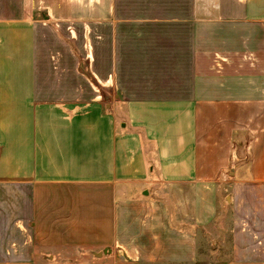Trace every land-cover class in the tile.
Returning <instances> with one entry per match:
<instances>
[{
  "label": "crops",
  "instance_id": "crops-1",
  "mask_svg": "<svg viewBox=\"0 0 264 264\" xmlns=\"http://www.w3.org/2000/svg\"><path fill=\"white\" fill-rule=\"evenodd\" d=\"M42 22L95 29L91 96ZM222 222L264 264V0H0V264H198Z\"/></svg>",
  "mask_w": 264,
  "mask_h": 264
},
{
  "label": "rangeland",
  "instance_id": "rangeland-1",
  "mask_svg": "<svg viewBox=\"0 0 264 264\" xmlns=\"http://www.w3.org/2000/svg\"><path fill=\"white\" fill-rule=\"evenodd\" d=\"M93 30V31H92ZM90 29L84 24H56L42 22V61L46 67L50 62L53 72L42 70V78H56L58 86L56 92L58 98L73 97L69 89L77 90L79 97H88L92 94L93 78L91 72V60L96 51L95 29ZM44 33H47V35ZM91 36V37H90ZM49 48H51L49 50ZM49 54V55H48ZM48 57V58H46ZM46 58V59H45ZM89 78L90 80H87ZM71 79V81H70ZM60 80H69L71 86H66ZM90 84V86H89ZM69 94V95H68ZM230 222L219 224V229L204 231L200 260L198 264H226L231 257L232 235Z\"/></svg>",
  "mask_w": 264,
  "mask_h": 264
}]
</instances>
